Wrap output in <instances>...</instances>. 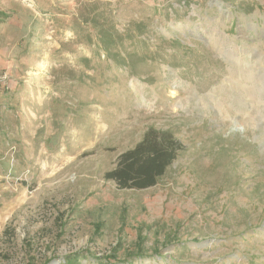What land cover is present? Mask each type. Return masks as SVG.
<instances>
[{
  "label": "rangeland",
  "instance_id": "obj_1",
  "mask_svg": "<svg viewBox=\"0 0 264 264\" xmlns=\"http://www.w3.org/2000/svg\"><path fill=\"white\" fill-rule=\"evenodd\" d=\"M66 262L264 264V0H0V264Z\"/></svg>",
  "mask_w": 264,
  "mask_h": 264
},
{
  "label": "trees",
  "instance_id": "obj_2",
  "mask_svg": "<svg viewBox=\"0 0 264 264\" xmlns=\"http://www.w3.org/2000/svg\"><path fill=\"white\" fill-rule=\"evenodd\" d=\"M179 148L180 143L171 136L150 130L133 148L120 154L118 165L105 176L120 187L146 188L162 175Z\"/></svg>",
  "mask_w": 264,
  "mask_h": 264
}]
</instances>
